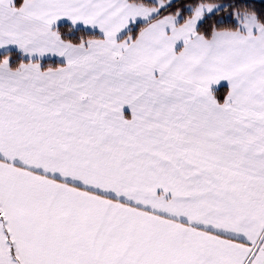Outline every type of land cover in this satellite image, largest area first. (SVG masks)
<instances>
[{
  "label": "snow or ice",
  "instance_id": "obj_1",
  "mask_svg": "<svg viewBox=\"0 0 264 264\" xmlns=\"http://www.w3.org/2000/svg\"><path fill=\"white\" fill-rule=\"evenodd\" d=\"M0 264H264V8L0 0Z\"/></svg>",
  "mask_w": 264,
  "mask_h": 264
},
{
  "label": "trees",
  "instance_id": "obj_2",
  "mask_svg": "<svg viewBox=\"0 0 264 264\" xmlns=\"http://www.w3.org/2000/svg\"><path fill=\"white\" fill-rule=\"evenodd\" d=\"M257 9L264 8V0H249Z\"/></svg>",
  "mask_w": 264,
  "mask_h": 264
}]
</instances>
